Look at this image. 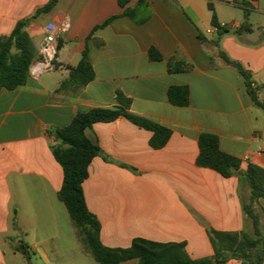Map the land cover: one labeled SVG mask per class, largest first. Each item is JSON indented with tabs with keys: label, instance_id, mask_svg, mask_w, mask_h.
<instances>
[{
	"label": "crops",
	"instance_id": "1",
	"mask_svg": "<svg viewBox=\"0 0 264 264\" xmlns=\"http://www.w3.org/2000/svg\"><path fill=\"white\" fill-rule=\"evenodd\" d=\"M48 1L0 0V37ZM125 8L129 16L121 15L117 0H58L26 26L38 50L48 23L68 24L58 34L51 69L32 74L35 59L23 86L0 89V264H7L6 250L28 257L29 251L45 255V248H57L52 240L63 236L62 224H69L77 239L57 197L63 171L48 131L68 125L78 113L115 107L118 91L130 100L131 113L168 127L171 134L154 149L152 132L123 116L86 130L99 154L82 188L88 210L99 221L101 243L126 248L136 238L183 242L189 257L201 259L213 256L211 230L253 232L243 211L247 184L237 173L223 177L199 167L196 159L199 135L210 132L221 151L239 159L240 171L249 164L264 169V110L251 102L237 72L217 58L224 52L251 73L254 84H264V0H130ZM244 11L253 30L234 32ZM213 14L219 24L233 25L217 46ZM150 48L161 61L149 58ZM85 49L94 79L78 90L57 91ZM170 61L187 69L171 72ZM173 86L188 89L186 106L169 102ZM255 212L264 233V197Z\"/></svg>",
	"mask_w": 264,
	"mask_h": 264
},
{
	"label": "trees",
	"instance_id": "2",
	"mask_svg": "<svg viewBox=\"0 0 264 264\" xmlns=\"http://www.w3.org/2000/svg\"><path fill=\"white\" fill-rule=\"evenodd\" d=\"M129 1L117 0L119 6L124 9L121 15H130V11L125 8ZM57 2L58 0H49L33 17L18 21L8 36L0 37V89L13 90L25 84L29 68L38 57V50L26 31V26L38 15L49 12ZM247 16L248 11H244L243 22L234 32L247 33L253 30ZM114 18L116 16L97 28L106 26ZM212 25L217 32V40L214 42L217 46L219 38L231 30L220 27L215 14L212 15ZM148 56L153 61L162 60V56L154 48L149 49ZM217 58L237 72L251 102L264 110V98H259V93L264 91V84H254L251 73L224 52L218 51ZM168 64L171 72L187 69V66L179 61H170ZM93 79L94 70L85 49L79 63L70 68L68 79L60 84L57 91L67 88L78 90ZM167 97L173 105L186 106L189 102V91L186 87L173 86L168 89ZM116 102L117 105L113 108H93L78 113L68 125L48 131L53 138L51 152L63 171V181L57 197L67 210L83 250L90 254L97 264H121L130 259H137V264H223L230 259L239 260L240 264H264V233L259 229V216L255 212L257 200L264 197V169L249 164L246 170L240 171L239 159L221 151L217 135L210 132H202L198 137L196 164L214 170L223 177L237 173L247 184L249 201L243 205V211L251 220L253 232L211 230L213 256L201 259L189 257L183 242L161 243L136 238L126 248H109L101 243L99 221L88 210L82 188V183L88 176L89 164L93 157L99 154V147L87 137L86 130L94 123L110 122L123 116L131 123L152 132L149 144L154 149L163 147L171 134L168 127L131 113L130 100L119 91L116 92Z\"/></svg>",
	"mask_w": 264,
	"mask_h": 264
},
{
	"label": "rangeland",
	"instance_id": "3",
	"mask_svg": "<svg viewBox=\"0 0 264 264\" xmlns=\"http://www.w3.org/2000/svg\"><path fill=\"white\" fill-rule=\"evenodd\" d=\"M60 228L63 236L52 240L57 248H45V255H34L29 251L28 257L13 256L6 250L7 264H97L90 254L81 249L69 224H62Z\"/></svg>",
	"mask_w": 264,
	"mask_h": 264
},
{
	"label": "built area",
	"instance_id": "4",
	"mask_svg": "<svg viewBox=\"0 0 264 264\" xmlns=\"http://www.w3.org/2000/svg\"><path fill=\"white\" fill-rule=\"evenodd\" d=\"M220 27L233 28V25L221 23ZM68 28L66 22H61L58 25L48 23L45 27V36L38 49V58L31 68V73L39 75L53 67L57 47H58V34L65 32ZM216 30V28H215Z\"/></svg>",
	"mask_w": 264,
	"mask_h": 264
}]
</instances>
